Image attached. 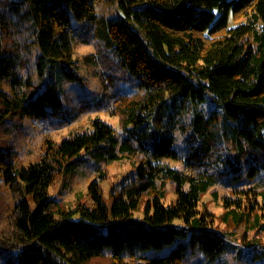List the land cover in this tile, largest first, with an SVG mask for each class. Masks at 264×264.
Listing matches in <instances>:
<instances>
[{
  "label": "trees",
  "instance_id": "1",
  "mask_svg": "<svg viewBox=\"0 0 264 264\" xmlns=\"http://www.w3.org/2000/svg\"><path fill=\"white\" fill-rule=\"evenodd\" d=\"M14 2L0 11V122L30 116L61 129L106 111L120 130L97 117L60 140L44 134L31 158L0 148V264H190L197 252L212 263L237 248L201 205L218 197L220 163L236 179L264 172V0ZM77 44L94 45L87 71ZM93 77L101 91L89 89ZM123 158L132 169L111 203L102 165ZM79 163L99 170L94 208L50 193ZM234 192L221 217L264 227L257 185Z\"/></svg>",
  "mask_w": 264,
  "mask_h": 264
},
{
  "label": "rangeland",
  "instance_id": "2",
  "mask_svg": "<svg viewBox=\"0 0 264 264\" xmlns=\"http://www.w3.org/2000/svg\"><path fill=\"white\" fill-rule=\"evenodd\" d=\"M16 2L14 0H0V11L5 12L6 16L10 15L13 10V6ZM98 11L108 15L120 14L116 4H101L98 6ZM2 15V14H1ZM1 17V16H0ZM94 50L93 44H77L75 48V57L83 63V70L87 71V68L83 62V56ZM70 83H66L69 86ZM89 89L93 93L102 90V85L97 78H92L88 84ZM132 88L133 82H129L127 87ZM81 88H76L75 92H80ZM74 94V93H73ZM100 117L120 130L119 118L113 116L106 111H91L82 114L77 121L69 126L61 129H50L43 119L34 118L30 116L21 117L20 115L8 116L2 122H0V148L3 150H21L23 147L31 149L33 152L27 154L28 158H31L35 153L34 150L38 147L39 142L44 134H50L55 139H62L69 135L71 132H75L79 129L90 128V121L94 118ZM31 147V148H30ZM176 165H180L178 162L172 161ZM80 166L68 174H61L54 182L50 189L51 195L56 197L63 205L67 207H73L78 202H84L88 207L94 208L95 201L91 197V193L88 191V187L91 181L99 179V170L93 166L79 163ZM132 160L129 158H123L118 161H113L108 164H103L102 168H105L107 177L101 180V184L104 188L105 199L111 202L110 189L113 183L121 178L126 172L132 169ZM223 171L226 170V174L215 184L217 188L218 197H215L212 193L208 192L203 196V205L201 207H207L210 211L217 216L216 223L223 229L228 228L234 230L233 239L237 243V248L230 250L216 262H207L201 258L200 253L195 255H189L188 261L190 264H264V227L262 220L260 224H255L251 229L244 224L236 226V223L232 221L226 222L221 215L224 213V197L227 195H238L234 192L235 188L241 189L251 184L257 185L258 201L260 205H264V172H261L255 180H249L247 176H243L240 179H236L234 176V169L228 170L223 163L219 166ZM175 197L171 193L168 198L164 200L165 204L170 203ZM34 206V204H31ZM229 223L234 228L227 225ZM1 224V223H0ZM259 254L255 252V247Z\"/></svg>",
  "mask_w": 264,
  "mask_h": 264
}]
</instances>
